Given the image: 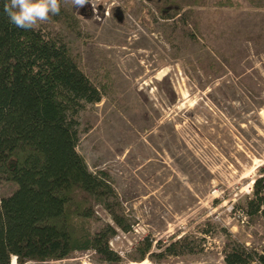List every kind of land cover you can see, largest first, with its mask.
<instances>
[{"label": "rangeland", "instance_id": "obj_1", "mask_svg": "<svg viewBox=\"0 0 264 264\" xmlns=\"http://www.w3.org/2000/svg\"><path fill=\"white\" fill-rule=\"evenodd\" d=\"M36 28L64 41L100 91L77 110L75 149L102 170L126 228L77 191L89 211H72V228L113 225L118 261L85 248L8 264H251L222 255L233 241L264 250V217L246 203L254 188L264 195V0H61ZM13 186L0 177V195Z\"/></svg>", "mask_w": 264, "mask_h": 264}, {"label": "trees", "instance_id": "obj_2", "mask_svg": "<svg viewBox=\"0 0 264 264\" xmlns=\"http://www.w3.org/2000/svg\"><path fill=\"white\" fill-rule=\"evenodd\" d=\"M3 2L0 0V177L14 186L0 195V264H8L10 255L21 263L60 258L85 248L114 263L119 256L107 244L113 225L102 222L97 228L76 230L69 217L72 211L88 216L89 208L86 211L78 204L77 191L108 210V197L114 195L102 170H90L75 149L77 110L98 100L100 91L79 68L64 41L39 28L24 30L10 24L2 11ZM159 6L160 16H166L170 6ZM261 178L264 182V174ZM246 203L264 217V195L256 188ZM109 213L117 226L126 228L112 210ZM184 239L182 234L173 242L182 247ZM173 248L167 246V252H176ZM149 251L150 242H146L138 258L151 254ZM222 256L228 263L264 264V250L240 242H226Z\"/></svg>", "mask_w": 264, "mask_h": 264}, {"label": "clouds", "instance_id": "obj_3", "mask_svg": "<svg viewBox=\"0 0 264 264\" xmlns=\"http://www.w3.org/2000/svg\"><path fill=\"white\" fill-rule=\"evenodd\" d=\"M71 3L82 7L86 0H71ZM60 6L61 0H4L2 11L10 24L20 29L32 30L39 23L46 22L50 16L59 15Z\"/></svg>", "mask_w": 264, "mask_h": 264}]
</instances>
